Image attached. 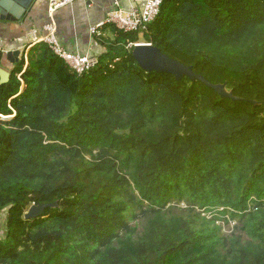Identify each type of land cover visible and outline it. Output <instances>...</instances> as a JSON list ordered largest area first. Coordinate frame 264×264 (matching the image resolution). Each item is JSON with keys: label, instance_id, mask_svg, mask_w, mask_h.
<instances>
[{"label": "trees", "instance_id": "1", "mask_svg": "<svg viewBox=\"0 0 264 264\" xmlns=\"http://www.w3.org/2000/svg\"><path fill=\"white\" fill-rule=\"evenodd\" d=\"M101 29L81 74L43 42L9 69L0 50V264H264V0H162L145 31ZM136 42L257 103L144 71Z\"/></svg>", "mask_w": 264, "mask_h": 264}, {"label": "built area", "instance_id": "2", "mask_svg": "<svg viewBox=\"0 0 264 264\" xmlns=\"http://www.w3.org/2000/svg\"><path fill=\"white\" fill-rule=\"evenodd\" d=\"M73 1L75 0H47L46 20L41 26L32 27L27 31L26 44L19 45L14 39L0 38L1 52L6 54L8 51L18 49L23 56L25 66L28 49L36 43L43 42L77 74L93 67L98 62V53H95L96 50L90 42L82 46L75 44L72 48L70 45L63 44L57 35L56 12ZM161 2L162 0H115L113 7L106 12L104 18L89 26L90 39L93 41L105 25H112L123 32L145 31L157 15ZM141 43L149 44L136 42L129 45Z\"/></svg>", "mask_w": 264, "mask_h": 264}, {"label": "crops", "instance_id": "3", "mask_svg": "<svg viewBox=\"0 0 264 264\" xmlns=\"http://www.w3.org/2000/svg\"><path fill=\"white\" fill-rule=\"evenodd\" d=\"M115 0H75L60 8L56 12L58 26L57 35L65 45L74 48L75 44L82 46L91 43L94 50L100 48L101 42L95 37L92 41L88 34L91 24L101 21L106 12L113 7ZM47 0H38L33 10L27 15L23 22H0V38L3 40H18L19 45L26 44V33L32 27L41 26L46 20ZM99 37H109L107 30L101 29ZM11 63L5 58L2 66L9 69Z\"/></svg>", "mask_w": 264, "mask_h": 264}, {"label": "water", "instance_id": "4", "mask_svg": "<svg viewBox=\"0 0 264 264\" xmlns=\"http://www.w3.org/2000/svg\"><path fill=\"white\" fill-rule=\"evenodd\" d=\"M38 0H0V22H23L27 15L33 10L34 4ZM132 56L138 65L146 72L155 71L157 73H167L172 75L176 81L187 77L190 80H198L208 88L214 90L221 98H227L232 101L245 100L252 104H256L255 100H246L235 96L231 90H228L226 83H211L200 74H196L191 66H187L176 59L170 58L162 53L157 47L151 43L135 44L131 50ZM6 59L10 63H15L20 58L18 49L8 51ZM9 79V72L0 68V83H5ZM9 118V116H2ZM58 202L52 203H33L24 213L25 219L40 216L47 207H57Z\"/></svg>", "mask_w": 264, "mask_h": 264}, {"label": "rangeland", "instance_id": "5", "mask_svg": "<svg viewBox=\"0 0 264 264\" xmlns=\"http://www.w3.org/2000/svg\"><path fill=\"white\" fill-rule=\"evenodd\" d=\"M142 34L140 33L139 34V36H141ZM18 41V40H17ZM19 43V42H18ZM104 50V47L103 46H101L100 48H98V50L96 49V54L98 53V55H99V53L100 52H102ZM3 214H4V212H0V238L2 237V236H4V232H5V230H4V221H3V218H2V216H3ZM217 216H219V220H218V223H222V220H221V218H223V216L224 217H226V215H221L220 213L217 215ZM233 222H231L230 223V226H231V224H232ZM230 226L228 227V228H226L225 229V227H224V229H223V232H228V230H229V228H230Z\"/></svg>", "mask_w": 264, "mask_h": 264}]
</instances>
